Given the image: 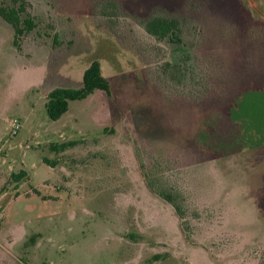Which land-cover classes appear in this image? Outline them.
<instances>
[{"label": "rangeland", "instance_id": "1", "mask_svg": "<svg viewBox=\"0 0 264 264\" xmlns=\"http://www.w3.org/2000/svg\"><path fill=\"white\" fill-rule=\"evenodd\" d=\"M14 6L18 45L0 15V264H264V0H0ZM157 15L180 29L149 34ZM93 61L112 95L52 120L49 92L81 87Z\"/></svg>", "mask_w": 264, "mask_h": 264}, {"label": "trees", "instance_id": "2", "mask_svg": "<svg viewBox=\"0 0 264 264\" xmlns=\"http://www.w3.org/2000/svg\"><path fill=\"white\" fill-rule=\"evenodd\" d=\"M17 3L18 0H14ZM19 11L14 7H0V15L9 23H11L15 29L14 44L18 45L20 37L24 34L23 22ZM23 11V10H21ZM26 26L28 29L34 27V23L31 20H26ZM147 32L158 38H165L173 31L180 29V21L176 18H169L161 15L152 17L145 24ZM97 89L106 91L109 95H112V89L109 79L101 72L99 63L93 61L90 66L84 71L83 85L79 88L70 87H56L48 94V101L46 103L47 114L52 120L60 119L68 110L70 101L82 100L93 94ZM76 141L69 143L56 144L54 148L64 150L69 146L75 145ZM21 177V174L17 176ZM153 191L157 192L161 197L171 203L176 209L180 217L184 218L185 213L182 206L174 197V193L171 190L160 189L150 183Z\"/></svg>", "mask_w": 264, "mask_h": 264}]
</instances>
